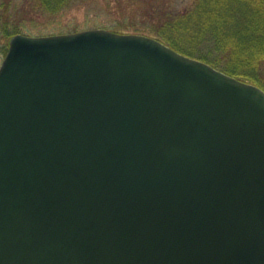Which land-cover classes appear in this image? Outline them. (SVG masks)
Returning <instances> with one entry per match:
<instances>
[{
    "label": "water",
    "instance_id": "1",
    "mask_svg": "<svg viewBox=\"0 0 264 264\" xmlns=\"http://www.w3.org/2000/svg\"><path fill=\"white\" fill-rule=\"evenodd\" d=\"M0 264H264V90L144 35H15Z\"/></svg>",
    "mask_w": 264,
    "mask_h": 264
},
{
    "label": "trees",
    "instance_id": "2",
    "mask_svg": "<svg viewBox=\"0 0 264 264\" xmlns=\"http://www.w3.org/2000/svg\"><path fill=\"white\" fill-rule=\"evenodd\" d=\"M34 1L35 11L56 15L76 0ZM169 11L145 15L164 43L264 90V0H194L190 9ZM20 32L14 25L6 34Z\"/></svg>",
    "mask_w": 264,
    "mask_h": 264
},
{
    "label": "rangeland",
    "instance_id": "3",
    "mask_svg": "<svg viewBox=\"0 0 264 264\" xmlns=\"http://www.w3.org/2000/svg\"><path fill=\"white\" fill-rule=\"evenodd\" d=\"M34 4V0H0V67L10 41L15 36L6 33L14 25L21 27L18 34L32 37L106 29L162 41L152 32L157 25L145 15L152 12L162 14L170 12L169 10L185 11L193 6L194 0H76L69 8L56 15L35 11ZM5 20L7 25L4 24Z\"/></svg>",
    "mask_w": 264,
    "mask_h": 264
}]
</instances>
